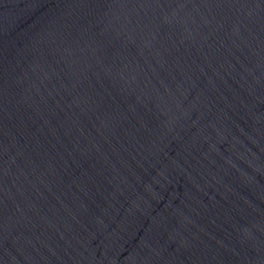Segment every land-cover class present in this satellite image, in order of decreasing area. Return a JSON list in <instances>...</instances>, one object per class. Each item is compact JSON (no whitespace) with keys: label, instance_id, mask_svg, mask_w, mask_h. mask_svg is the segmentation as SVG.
<instances>
[{"label":"water","instance_id":"95a60500","mask_svg":"<svg viewBox=\"0 0 264 264\" xmlns=\"http://www.w3.org/2000/svg\"><path fill=\"white\" fill-rule=\"evenodd\" d=\"M0 264H264V0H0Z\"/></svg>","mask_w":264,"mask_h":264}]
</instances>
